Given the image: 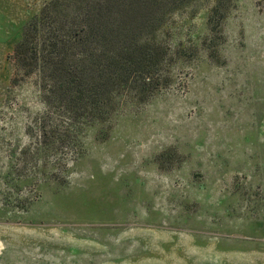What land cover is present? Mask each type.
<instances>
[{"label": "rangeland", "instance_id": "rangeland-1", "mask_svg": "<svg viewBox=\"0 0 264 264\" xmlns=\"http://www.w3.org/2000/svg\"><path fill=\"white\" fill-rule=\"evenodd\" d=\"M48 1L0 0V264H264V0L217 31L215 0H118L169 83L86 126L64 170L21 158L44 104L10 58Z\"/></svg>", "mask_w": 264, "mask_h": 264}, {"label": "trees", "instance_id": "trees-1", "mask_svg": "<svg viewBox=\"0 0 264 264\" xmlns=\"http://www.w3.org/2000/svg\"><path fill=\"white\" fill-rule=\"evenodd\" d=\"M232 0H215V15ZM173 2V0H171ZM118 0H49L30 22L10 58L24 75L37 74L43 110L27 127L34 139L21 158L39 156L59 170L79 157L84 128L109 118L125 101L147 100L167 87L165 48L127 38L110 24ZM228 5V6H227Z\"/></svg>", "mask_w": 264, "mask_h": 264}]
</instances>
